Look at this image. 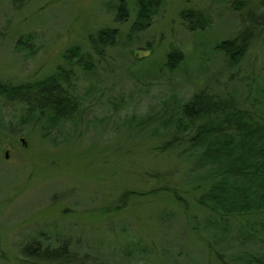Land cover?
<instances>
[{"label": "rangeland", "instance_id": "rangeland-1", "mask_svg": "<svg viewBox=\"0 0 264 264\" xmlns=\"http://www.w3.org/2000/svg\"><path fill=\"white\" fill-rule=\"evenodd\" d=\"M135 1L127 0L130 15L117 22L119 0H23L18 6L0 0V81L43 78L64 62L68 48L91 51L90 33L120 29L92 72L77 70L78 111L70 118L29 115L25 104L0 96V264H26L22 246L42 229L70 241L78 256L87 253V264H212L204 241L230 263L227 256L239 250L264 257L260 242L245 241L243 216L231 217L224 230L193 204L194 192L184 185L200 176L186 160L192 133H181L172 149L163 147L177 133L181 106L202 88L234 94L243 104L257 101L256 114L263 115L264 23L247 22L233 0H163L149 28L132 33ZM190 8L212 24L190 31L181 17ZM245 28L252 34L248 52L229 67L215 46ZM172 47L184 53L175 70L166 66ZM163 187L186 197L195 221L188 224L167 190L123 196Z\"/></svg>", "mask_w": 264, "mask_h": 264}, {"label": "trees", "instance_id": "trees-1", "mask_svg": "<svg viewBox=\"0 0 264 264\" xmlns=\"http://www.w3.org/2000/svg\"><path fill=\"white\" fill-rule=\"evenodd\" d=\"M13 1L18 6L23 0ZM162 3L163 0H136L130 31L139 33L148 29ZM232 8L240 15H246L247 22L253 26L264 23V0H233ZM116 9L117 22L129 17L127 0H119ZM247 11H251L252 15ZM181 17L190 31L204 30L212 24L206 13L193 8L183 10ZM251 35V31L245 28L216 44V51L223 53L229 67H235L246 56ZM119 36V27L99 28L88 36L91 51L82 49L80 45L68 48L63 54L64 62L51 74L36 81H0V96L8 102L25 104L29 115L37 113L52 121L70 118L78 111L72 88L77 70L92 72L106 49L115 45ZM28 38L32 39L31 34ZM24 40V37L19 39L22 48L26 44ZM183 60L184 53L177 47H172L166 54L169 70L177 69ZM255 102L243 104L237 101L234 94L218 95L204 88L199 89L181 106V117L176 121L177 133L163 147L164 150L174 148L181 140V133L191 132V150H188L190 153L186 160L196 164L191 172L200 176L191 184L187 178L184 185L194 192L193 204L208 214L207 219L210 218L214 226L224 230L232 222L231 217L235 216L238 220L243 216L239 225L248 235L245 241L260 242L264 246V112L263 115L256 114ZM179 154L182 156L185 152ZM161 190L169 191L183 213L191 217L193 207L176 188L125 191L123 196H147ZM191 221L195 219L190 218L188 224ZM27 239L19 257L26 264H87L86 251L83 256H78L70 241H57L45 229ZM204 242L213 259L212 264L217 259L221 264H264V257L260 258L249 250H239L227 256L230 263L223 259L222 251ZM132 246L137 250L138 240Z\"/></svg>", "mask_w": 264, "mask_h": 264}]
</instances>
